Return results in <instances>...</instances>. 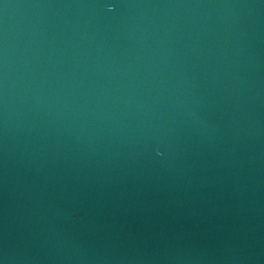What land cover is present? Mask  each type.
Wrapping results in <instances>:
<instances>
[{
	"label": "water",
	"instance_id": "95a60500",
	"mask_svg": "<svg viewBox=\"0 0 264 264\" xmlns=\"http://www.w3.org/2000/svg\"><path fill=\"white\" fill-rule=\"evenodd\" d=\"M0 264H264V0H0Z\"/></svg>",
	"mask_w": 264,
	"mask_h": 264
}]
</instances>
